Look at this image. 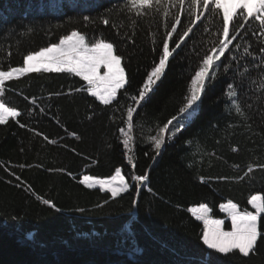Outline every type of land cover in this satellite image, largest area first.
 Listing matches in <instances>:
<instances>
[{"label": "snow or ice", "instance_id": "6c2138e0", "mask_svg": "<svg viewBox=\"0 0 264 264\" xmlns=\"http://www.w3.org/2000/svg\"><path fill=\"white\" fill-rule=\"evenodd\" d=\"M69 7L70 11L53 17L60 21L57 23L44 16L34 17L27 10L18 17L0 20V126L15 122L33 137H40L45 145L59 146L82 156L88 161L84 165L86 170L98 165V158L84 155L66 143L69 138L82 141L83 136L77 130H69L66 121L61 119L59 108L51 112V102L69 98L74 103L76 96L94 98L93 102L86 104L85 119L91 122L98 114L102 115L104 109L108 110V121L117 129L116 139L122 146L123 159L129 171L125 174L122 167L117 166L110 176L104 178L83 172L78 178L67 166L48 167L39 160L15 164L0 160V169L11 177L4 182L23 189L38 203L59 213L64 209L37 193L14 169L23 172L35 168L50 175H66L86 189H98L108 196L94 206L96 209L108 204L110 199H122L126 194L129 197L127 212L135 218L144 192L159 198L151 187V172L167 144L198 118L206 91L226 78L228 82L222 96L217 98L225 101L223 112L231 118L224 129L225 138L236 135V129H242L239 134L245 135L254 145L248 149L252 159L243 169L239 164L231 165L237 175L212 177L198 171L196 179L210 187L213 181L247 183L250 189L258 184L260 187L250 191L247 206L231 198L219 203L217 207L223 218H219L207 202L187 207L186 212L202 226L197 238L203 249L189 253L178 264H225V260L229 264H246V259L258 255L264 248V158L256 151L259 149L264 153V0H117L99 6L103 10L95 11V14L91 5L74 4ZM101 25L115 37L109 39ZM139 33L146 34L153 58L150 65L143 68L142 82L136 86L133 82V57L144 54L143 47L137 44ZM40 34L47 38V42L36 47L35 37ZM13 54L20 56L22 63L13 66ZM178 57L179 61L187 62L181 70V77H188L182 96L177 97L173 93L169 97V102L178 104V111L162 126L156 118L154 127L146 128V121L137 119L142 115L139 110L155 95L170 63ZM140 72L141 66L137 63L136 74ZM34 73L67 74L69 78H79L82 83L79 86L69 84L67 90L61 86L60 90L48 91L46 98L43 92L40 96L27 95L24 89L9 85L12 81L31 79ZM9 92L22 96L30 107L20 109L14 105ZM98 106H103L99 113ZM24 116L27 120H22ZM37 116H47L63 130L64 135L50 136L38 130ZM209 127L217 129L218 125L209 122ZM138 128L141 130L139 140L136 135ZM256 138H259V144ZM140 142L148 146L143 155L150 161L142 171H138L137 144ZM194 142L196 151L192 155L201 154V160L195 161L197 165H202L205 155L222 159L214 151H203L198 133L185 144L192 146ZM216 142L219 144L221 141ZM107 147L111 149L112 144L108 142ZM19 151L23 154L25 147L21 146ZM231 151L238 152L239 146L232 145ZM187 166L191 168L193 163ZM257 173L261 175L258 177ZM175 207L180 209L182 206L176 204ZM69 211L86 214L92 209L77 206ZM148 211L150 213V209ZM226 221L230 227H226ZM121 231L123 235H118L113 241V250L122 252L124 259L117 260L115 264H153L145 259L148 248L139 242L135 223L125 225ZM22 239L26 243L32 242L35 234L27 230Z\"/></svg>", "mask_w": 264, "mask_h": 264}, {"label": "trees", "instance_id": "16d2710c", "mask_svg": "<svg viewBox=\"0 0 264 264\" xmlns=\"http://www.w3.org/2000/svg\"><path fill=\"white\" fill-rule=\"evenodd\" d=\"M114 2L117 0H0V20L18 17L27 10L33 13L34 17L44 16L52 23H57L60 21L53 17H60L63 12L70 11L71 5H91L95 14V11L103 10L99 6ZM63 19L66 21L67 17ZM101 29L109 39L115 37V34L103 25ZM55 39L54 37L53 41ZM136 39L137 44L144 49L143 56H134L132 62L133 82L138 86L144 75L143 68L150 65L153 57L150 55V43L146 40V34L139 33ZM46 42L47 38L43 34L35 37L36 47ZM188 43L191 44L192 40L189 39ZM178 61L179 57L170 63L163 83L149 103L139 110L142 115L137 119L146 121V128L154 127L153 121L156 118H159L162 126L178 111V104L169 102V97L173 93L177 97L182 96L188 79L187 76L181 77V70L186 67L187 62ZM11 62L15 66L22 63V58L13 54ZM137 63L141 66L139 74H136ZM227 82L226 78H222L206 91L202 97L198 118L174 141L167 144L159 163L151 172V187L159 194V198H153L144 192L139 202L140 211L135 218L127 212L129 197L126 194L122 199H110L108 204L96 209L94 207L96 204L108 199V196L98 189H86L66 175H50L35 168L23 172L18 168L14 169L37 193L52 199L58 207L64 209L62 212H55L38 203L23 189L6 184L4 179L11 177H7L3 169H0V264H109V262L115 264L117 260H123L124 255L113 250V241L118 235H123L121 229L125 225L133 222L136 225L139 242L148 248L145 259L152 261L153 264H178L189 253L201 251L203 246L197 237L202 226L186 212V208L207 202L214 208L215 214L223 218L217 207L219 203L225 198H231L234 202L247 206L250 191L258 190L260 187L258 184L256 188L250 189L247 183L214 181L210 187L196 179L198 171L199 174L212 177L237 175L231 165L239 164L243 169L252 159L248 149L254 145L245 135L239 134L242 129H236V135L225 138L224 129L231 118L223 112L225 101L223 99L218 101L217 98L222 96ZM79 83H82L79 78H69L67 74L34 73L31 74V79L24 78L22 82L12 81L9 85L24 89L27 95L40 96L43 92L46 98L48 91L60 90L61 86L67 90L69 84L79 86ZM8 95L12 98L11 102L20 109L30 107L22 96L12 92ZM93 99L76 96L74 103L69 98L53 100L51 112H56L59 108L62 112L61 119L66 121L69 130H77L83 136L82 141L69 138L66 143L84 155L98 158V165L85 170L84 165L88 161L82 156L59 146L45 145L40 137H33L12 121L6 126H0V160L13 164L34 163L39 160L48 167L67 166L78 178L81 172L104 178L110 176L117 166L122 167L126 174L129 169L125 166L122 146L116 139L117 129L108 121V110L104 109L103 114H98L91 122L85 119L86 104L93 102ZM102 108L103 106H98L97 112L99 113ZM22 120H27V116ZM36 122L38 130L50 136L64 135L63 130L47 116H37ZM209 122L216 123L218 128H210ZM197 133L203 151L208 153L214 151L222 159L205 155L202 165L195 163L201 160V154L193 156L192 153L196 151L195 142L189 146L185 141L192 139ZM136 135L139 140L141 135L139 128ZM217 140L221 142L217 144ZM108 142L112 144L111 149L107 147ZM256 143H260L259 138H256ZM232 145H238L239 151L232 152ZM21 146L25 147L23 154L19 151ZM145 151H148V146L142 142L138 143V171H142L150 162L143 155ZM256 151L264 158V153H260L259 149ZM190 162L193 163L191 168L187 166ZM256 175L259 177L261 174ZM176 204L182 207L178 209L175 207ZM77 206L92 211L86 214L69 211ZM14 216L19 219H12ZM226 227H230L227 221ZM27 230L35 234L34 241L26 243L25 239H22ZM225 264L229 262L225 260ZM246 264H264V248L258 255L246 259Z\"/></svg>", "mask_w": 264, "mask_h": 264}]
</instances>
